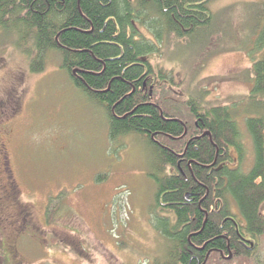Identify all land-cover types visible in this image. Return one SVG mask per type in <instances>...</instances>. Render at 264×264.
Listing matches in <instances>:
<instances>
[{
    "label": "trees",
    "instance_id": "trees-1",
    "mask_svg": "<svg viewBox=\"0 0 264 264\" xmlns=\"http://www.w3.org/2000/svg\"><path fill=\"white\" fill-rule=\"evenodd\" d=\"M213 1L0 0V40L17 38L32 73H42L48 55L59 53L76 88L105 108L110 141L137 135L155 150L152 224L168 254L153 264H264L241 245L264 236V58L257 59L264 3L246 8L253 43V86L242 103L249 166L236 110L207 107L204 93L181 105L157 93L177 84L152 58L170 41L201 45L215 26Z\"/></svg>",
    "mask_w": 264,
    "mask_h": 264
},
{
    "label": "rangeland",
    "instance_id": "rangeland-1",
    "mask_svg": "<svg viewBox=\"0 0 264 264\" xmlns=\"http://www.w3.org/2000/svg\"><path fill=\"white\" fill-rule=\"evenodd\" d=\"M263 3L214 0L215 26L201 45L170 41L152 58L174 74L175 87L156 91L171 105L204 93L207 107L236 110L245 166L253 158L242 104L253 86L246 8ZM8 37L0 40V264L166 259L168 243L152 224L155 150L137 135L112 143L105 108L76 88L60 54L51 52L45 70L34 74L17 38ZM255 242L264 258V236Z\"/></svg>",
    "mask_w": 264,
    "mask_h": 264
},
{
    "label": "flooded vegetation",
    "instance_id": "flooded-vegetation-1",
    "mask_svg": "<svg viewBox=\"0 0 264 264\" xmlns=\"http://www.w3.org/2000/svg\"><path fill=\"white\" fill-rule=\"evenodd\" d=\"M245 241H242V246L247 250H249L250 252H253V253H257V250H256V248H257V244H256V240H252V239H244ZM232 257H233V255H231L229 258H228V260H232Z\"/></svg>",
    "mask_w": 264,
    "mask_h": 264
}]
</instances>
